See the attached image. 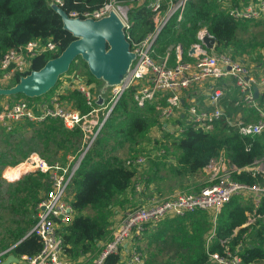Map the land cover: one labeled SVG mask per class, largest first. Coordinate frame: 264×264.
<instances>
[{"label":"trees","instance_id":"obj_1","mask_svg":"<svg viewBox=\"0 0 264 264\" xmlns=\"http://www.w3.org/2000/svg\"><path fill=\"white\" fill-rule=\"evenodd\" d=\"M107 1L62 0V9L69 16L72 12L99 9ZM125 1L131 8V33L137 41L142 40L154 28L151 12L145 5L138 4V0ZM227 1L189 0L184 20L180 23L172 20L160 33L155 58L159 60L171 50L172 59L176 60L177 45L181 46L186 56L191 46L199 42L198 33L202 29L214 37L216 53H230L232 57L242 59L251 57L260 48L264 49V42H252L255 40L248 41L240 36L244 27L254 24L231 19L223 6ZM232 1L237 3L241 0ZM51 4L52 0H0V60L9 49L25 46L30 41L44 44L52 42L58 49L56 53L47 52L32 60V70L40 71L77 39L64 29L62 17ZM79 59L86 71L87 86L99 82L89 72L85 60L78 57L75 62ZM20 80V77H16L7 89L18 85ZM59 82L45 96L51 94L53 97ZM70 86L68 94L58 95V100H67L74 110L81 115H88L93 108L71 81ZM134 94L135 89H131L120 99L98 134L99 137L85 155L71 185L72 206L76 216L70 226L62 228L61 237L64 251L72 260L80 262L89 254H98L101 249L99 243L111 239V226H114L112 218L118 214L117 210L131 204L128 192L133 188L137 171L126 167L127 159L106 158L104 152L110 137L115 135L121 139L120 144L141 148L153 128L163 127L154 107H139ZM10 97L21 98L28 103L41 99L23 95ZM45 102H50V99ZM39 105L30 107L37 108ZM227 106L226 115L217 122L212 132H200L189 127L183 134L175 136L170 145H163L164 153L160 161L168 155L169 160H175L176 166L171 167L174 176L182 178L200 173L222 153L238 169L252 166L264 158V133L253 137L240 134L237 128L229 124L234 110H231V104ZM36 113L39 114L38 109ZM102 117L100 114L99 122ZM249 121V118H244L245 123ZM82 143L81 131L68 130L59 118L49 117L40 122L24 121L13 126L9 132L0 126V252L9 248H13V253L18 256H35L40 252L42 245L39 239L28 234L37 222L36 208L50 188L48 174L33 171L17 181L5 182L3 171L9 167L12 171L34 153L53 165L57 161H64L67 153H77ZM155 165L153 169L158 168V164ZM233 177L247 185L263 184L261 177L249 173H234ZM149 182L152 183V180ZM243 200L236 196L223 208L217 219L216 236L209 246L207 239L213 230L212 216L200 211L166 219L156 227H148L136 240L134 247L142 255L145 264H156L157 259L166 254L174 255L181 264H210L208 250L225 255L227 249L237 252L245 264L264 262V198L258 208H254L252 200ZM247 213L254 218L249 225ZM143 241L147 242L148 249H142ZM119 262L120 256H111L107 260V264Z\"/></svg>","mask_w":264,"mask_h":264},{"label":"built area","instance_id":"obj_2","mask_svg":"<svg viewBox=\"0 0 264 264\" xmlns=\"http://www.w3.org/2000/svg\"><path fill=\"white\" fill-rule=\"evenodd\" d=\"M189 0H138V4L145 5L151 12L153 31L145 38L137 41L131 31L133 23L130 21L131 8L125 0H108L101 8L92 11L72 12L69 17L81 20L100 21L114 14L123 25V31L134 59L125 79L115 85L105 106L95 108L91 88L81 79H74L73 86L86 98L92 107L88 115H81L72 107L59 103L56 97L41 107L37 114L26 100L0 106V126L7 132L13 126L24 121L40 122L47 118H59L64 126L70 130L79 129L83 134L82 147L75 154H67L64 162L57 161L49 165L37 155L24 163L29 164L32 171H39L49 176L50 188L36 208L37 222L28 235H35L42 248L35 256H18L9 248L0 252V264H4L10 255H14L17 263L10 264H107L111 256H120L119 264H145L142 255L134 247L136 240L141 238L148 227H156L161 221L185 214L208 212L212 216L213 230L208 236L209 244L216 236V224L219 214L232 198L239 196L252 200L254 208H258L264 198V158L254 165L238 169L231 159L223 153L210 162L207 168L210 174V184L199 192H177L168 198L145 201L140 206L129 210L118 222L111 239L108 240L100 253L89 262L72 260L64 251L61 230L70 226L76 216L72 206L73 195L70 192L74 177L79 167L98 136L105 120L111 115L120 99L126 92L135 89L136 104L145 108L153 106L162 125L174 117H180L187 100V92L196 86L207 88L208 104L201 108L196 103L186 109L188 125L200 132H212L226 115L227 95L234 90L241 104L254 113V119L248 123L237 120L232 127L238 129L243 136L253 137L264 133V62L258 66L251 65L247 59L232 57L226 53H216L208 50L203 44V38L211 36L206 29L198 33L199 42L192 45L188 56H183L180 45L175 47L176 63L170 65L171 50L161 60L155 58L156 43L162 30L172 20L178 23L184 20L186 6ZM51 5L63 7L62 0H52ZM231 19L240 23L260 24L264 22V0H229L223 4ZM215 48V45H214ZM58 51L55 44L41 41H30L25 46L6 51L0 60V87L7 88L16 77H26L32 70L34 57ZM257 90V96L255 95ZM102 113L103 117L95 127L88 130L89 118ZM232 120V119H231ZM170 131V130H168ZM183 131L176 129L174 134L179 136ZM147 158L142 154L130 157L125 165L137 171L133 184L135 193H144L146 180L143 170ZM234 173H249L259 176L263 184L247 185L236 181ZM249 216L248 224L254 218ZM130 246L129 249L125 247ZM210 264H245L237 252L226 250L225 255L207 251ZM173 264H181L179 262Z\"/></svg>","mask_w":264,"mask_h":264},{"label":"water","instance_id":"obj_3","mask_svg":"<svg viewBox=\"0 0 264 264\" xmlns=\"http://www.w3.org/2000/svg\"><path fill=\"white\" fill-rule=\"evenodd\" d=\"M52 7L62 17L64 29L77 39L40 71H32L28 76L21 78L15 87L11 89L0 87V95L41 97L57 85L60 77L69 71L78 57L86 61L89 72L96 79L108 80L107 83L111 86L119 85L127 76L135 57L130 51V44L126 40L119 19L114 14L100 21L73 19L62 8L56 5ZM202 42L211 50L216 43L215 39L209 36L204 37ZM255 95L257 96V90ZM29 172L26 171L9 181H17ZM17 262L18 259L10 255L4 264Z\"/></svg>","mask_w":264,"mask_h":264},{"label":"crops","instance_id":"obj_4","mask_svg":"<svg viewBox=\"0 0 264 264\" xmlns=\"http://www.w3.org/2000/svg\"><path fill=\"white\" fill-rule=\"evenodd\" d=\"M215 46H216V43H215ZM208 50H211V49H208ZM183 56H184V52H183ZM187 56H188V53L184 57H187ZM162 58L163 57H161L159 60H161ZM175 63H176V61L174 59H172V56H170V65H174ZM75 78L78 79V76L71 77L69 80V84L64 85L62 87V90L59 92H56L53 95V97H56L58 99V97H57L58 95L59 96H66L68 94L67 91L69 90V87H71L70 81H71V84L74 85L73 80ZM89 87L91 88V93L93 95L95 102L102 99V98L107 102L109 97H110L111 90L114 86L107 85L106 82H104V80H99V82L92 83ZM107 89L108 90L110 89V92H106L105 90H107ZM7 97L8 96L0 95V103H1L0 106L8 104L7 102L6 103L3 102V101H6ZM53 97L51 96L49 98L50 101L53 99ZM227 97H228V100H227L226 105H225L226 111L228 108L227 105L231 104L230 101L232 99L233 100L237 99L238 95L234 90H231L229 92V94L227 95ZM41 99L43 101L45 98H41ZM43 102H44V104L50 103V102H45V101H43ZM58 102L63 103L65 105H67L68 107L72 106L71 104L68 103L67 100H63L62 102H60L58 100ZM193 103H196L201 108L207 107L208 95H207V88L206 87L196 86V87L191 88L187 92V100H185V102H184V110H183V112H181L180 117H174L170 120L165 121L163 123V127H162L163 131L166 133L172 134V133H174V131L176 129H179V130L183 131V133H184L185 130L190 127L187 123L186 109ZM42 106H43V104L41 105V103H40V105L37 107L38 112L39 111L41 112ZM231 106H232V104H231ZM97 108H100V107H97ZM253 115H254V113L252 111L249 112V110H247V113L241 119H243V121H244V118H249L251 121L254 119ZM171 121H173V122L177 121L179 125H175V127L172 128V126L169 124V122H171ZM185 122L187 123L188 127L185 126ZM168 130H170V131H168ZM161 140H162V142L160 144L165 143L164 139H161ZM156 142H157V140H156ZM160 153H164L163 150H161ZM157 159H159L158 161H160L161 154H159ZM172 166H176L174 159L169 160L167 162V164H164V163L160 164L157 169L152 168V171L150 172V177L148 175H146L145 170L142 172L143 176L146 180V183H147L146 189H145L144 193H142V194L141 193H135L133 191V188L128 192V198L131 201V204L126 206L125 209H122L120 211L117 210L118 214L112 218V220L114 221V226H111L113 231L116 228L118 222L121 220V218L129 210H132V209L136 208L137 206H140L145 201L152 202V200H154V199L168 198L177 192H199L202 188H204L210 184V174H209L210 172L207 168H204L203 171L200 173H196L194 175L185 176V177L181 178V177H176L172 174V172H171ZM149 180H152V183H150ZM134 181H136V178L134 179ZM182 185H184V186H182ZM107 241L108 240L99 243V246L101 248L100 251L103 249V247ZM126 248L129 249L130 246L125 247V249ZM130 249L136 250L135 247H131ZM98 254L97 253L92 254V255L89 254V255L85 256L82 260H84L83 262H89L92 258L96 257Z\"/></svg>","mask_w":264,"mask_h":264},{"label":"rangeland","instance_id":"obj_5","mask_svg":"<svg viewBox=\"0 0 264 264\" xmlns=\"http://www.w3.org/2000/svg\"><path fill=\"white\" fill-rule=\"evenodd\" d=\"M263 25H264V22H262L260 24L256 23V24L249 26L247 28L244 27V29L240 33V36L243 39L248 40V41L255 40L252 42L262 43V42H264V27H263ZM226 54L231 55L230 53H226ZM81 59H83V58L81 57ZM244 59H247L248 63H250L253 66L261 64L264 62V49L260 48V49L256 50L255 52H253V55H251V57L245 56ZM84 70L85 69L82 67V62L79 59L77 62H75L74 66L72 68H70L67 73H65L64 75L61 76L58 87L55 89L54 93L61 91L62 87L64 85H68L70 78L75 76V74H77L78 79H81L83 81H87V76H86V74H84L86 71H84ZM104 82H106V84L109 85V83H107V82H109L108 80H106ZM105 91L110 92V89L109 90L107 89ZM50 96H51V94H48L46 96L43 95V96H41V98H45L43 101H46L47 99H49ZM36 98H40V97H36ZM237 99H235V100L232 99L230 101L232 104V106L230 108H231V110H234L233 116L231 118L232 119L231 121L233 123L237 122V120H243L241 118L247 113V110H246L247 108L244 107L243 104L240 103L238 97H237ZM18 100H22V99L21 98L15 99V97H9L8 96L6 98V101H3V102H5V103L11 102L12 103V102H16ZM43 101H42V99H40L39 101L33 100L32 102H29V103H30V105H34V104L42 103ZM94 104H95L96 108L97 107H103V106H105L106 101L102 98L96 102L94 101ZM43 105H45V104H43ZM32 109L34 111H36L37 108H32ZM100 114H102V113H98L96 116L89 118V121L87 123L88 130L92 131V129L95 127V124H96L95 122L99 123ZM109 117H108V119H109ZM104 119H105V117L103 116V121H104ZM105 123H104V125H105ZM169 124L172 126V128L175 127V125H179L177 121H175V122L171 121V122H169ZM185 126L188 127L186 122H185ZM102 128L100 129V131L102 130ZM100 131H99V133H100ZM99 135H98V137H99ZM175 136L176 135L174 133H172V134L166 133L163 131V128H161V126H157L151 130L150 134L144 139L143 145L141 146V148H139L137 146L136 147L130 146L129 144H126V143L120 144L121 139L117 138L115 135H112L110 137L107 145H106V150H105L104 154H105L106 158L112 157V158H118V159H122V160H126L130 157H133V156H135V154H136V156L138 154L139 155L143 154L147 158V164H146L144 170H145L146 175H148L150 177V172L152 171V168L154 166H156L155 164H158V166H159L162 163L167 164V162L169 161L170 155H168L166 157V159L164 157H162V162H160V163L155 162V161L159 160V159H157L159 154L163 155L162 153H160L161 150H163V145H165V146L170 145L171 142L174 140L173 138ZM161 139H164L165 143L160 144L162 142ZM156 140H157V142H156ZM163 152H164V150H163ZM70 154H72V153H70ZM32 155L39 156L38 154H35V153ZM64 161H60V162H64ZM263 166H264V161L262 162L261 166L259 165L256 168L258 169V168L263 167ZM8 171H10V168H7L6 170H4L3 174H2V178L5 180V182H10L9 180H14V179L18 178L16 176L11 175L12 174L11 171H10V173H8ZM28 171L33 172L31 170V168ZM182 186H184V185H182ZM244 200L248 202L247 199H244ZM141 244H142L141 246L143 247L142 249H148L147 248V242L143 241V242H141ZM145 254L147 255V252ZM177 262H180V261L178 259H176L174 255L166 254V255H163L162 257L160 256L157 259L156 264H173V263H177ZM259 264H264V262H261Z\"/></svg>","mask_w":264,"mask_h":264},{"label":"bare ground","instance_id":"obj_6","mask_svg":"<svg viewBox=\"0 0 264 264\" xmlns=\"http://www.w3.org/2000/svg\"><path fill=\"white\" fill-rule=\"evenodd\" d=\"M96 115H93V116H96ZM93 116H91V117H93ZM28 170H30L29 164L22 163V164L18 165L17 167L13 168V170L11 171L12 172L11 175L19 177L22 173H24Z\"/></svg>","mask_w":264,"mask_h":264}]
</instances>
